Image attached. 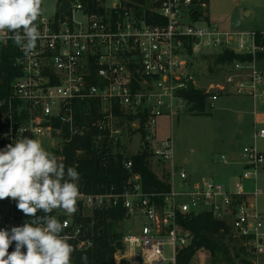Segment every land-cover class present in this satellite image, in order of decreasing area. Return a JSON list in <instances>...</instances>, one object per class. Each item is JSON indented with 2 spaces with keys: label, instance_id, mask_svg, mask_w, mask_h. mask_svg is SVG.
Wrapping results in <instances>:
<instances>
[{
  "label": "built area",
  "instance_id": "obj_1",
  "mask_svg": "<svg viewBox=\"0 0 264 264\" xmlns=\"http://www.w3.org/2000/svg\"><path fill=\"white\" fill-rule=\"evenodd\" d=\"M64 1L69 7L60 11ZM205 7L204 0H58L53 16L41 13L36 21L41 38L32 55L26 57L11 40L0 43V63L4 47L12 45L13 66L19 71L10 93L0 97V150L22 136L35 138L64 162V145L92 128L97 141L105 140L111 149L138 143L133 154L115 153L125 157L123 167L131 173L123 189L113 185L87 192L78 185L77 211L50 214L66 222L64 234L74 237L69 241L71 260L76 251L92 245L88 230L93 222L88 219L123 207L124 220L134 217L140 228L123 234L116 264H178L179 250L191 240L179 216L204 212L225 222L258 264L264 220L254 199L260 189L255 184L248 190L245 182L257 180L264 153L244 146V169L233 183L197 179L175 163L173 137L158 136L159 119L167 117L173 125L189 105L191 88L207 94L209 107L228 95L264 100V33L227 30L206 19L200 12ZM227 53L235 58L217 64L219 79L198 85L204 61ZM86 115H91L90 123ZM43 137L49 138V146L43 145ZM255 137L264 139V129H257ZM139 153L148 155L152 170L156 164L162 171L168 191L146 189L141 175L133 173L131 156ZM221 160L225 162L224 155ZM16 205L11 198L0 200V229L30 222ZM166 245L170 257L164 254ZM14 249L15 243L9 252ZM188 264L201 263L193 258Z\"/></svg>",
  "mask_w": 264,
  "mask_h": 264
},
{
  "label": "clouds",
  "instance_id": "obj_2",
  "mask_svg": "<svg viewBox=\"0 0 264 264\" xmlns=\"http://www.w3.org/2000/svg\"><path fill=\"white\" fill-rule=\"evenodd\" d=\"M41 5L42 0H0V43L11 40L26 57L32 55L41 38L36 24ZM79 179L75 167L66 168L35 138L22 136L0 150V200H15L30 220L10 231L0 229V264H72L74 237L64 234L66 222L50 214L77 211ZM81 262L88 264V257L82 255Z\"/></svg>",
  "mask_w": 264,
  "mask_h": 264
},
{
  "label": "trees",
  "instance_id": "obj_3",
  "mask_svg": "<svg viewBox=\"0 0 264 264\" xmlns=\"http://www.w3.org/2000/svg\"><path fill=\"white\" fill-rule=\"evenodd\" d=\"M204 1L207 3L209 0ZM14 56L12 45L4 47L0 63V97L10 93L11 81L19 74L13 66ZM234 58L233 53H227L216 58L214 63L231 61ZM187 99L191 108L206 113L208 96L203 91L191 88L187 92ZM94 113L91 111L92 115ZM84 120L90 123L91 115H86ZM96 135L97 130L92 128L85 136L74 137L66 143L62 150L65 156L63 163L66 168L70 166L76 168L80 174L78 185L87 192L105 191L113 185L120 191L131 176L123 167L125 157L120 153H112L107 142L105 140L98 142ZM79 151L81 152L78 153ZM131 159L133 173L141 175L146 189L160 191L170 189L167 181H163L153 172L146 153L132 155ZM125 218L126 211L123 207L99 211L89 218L88 222H93L88 230L92 245L85 250L76 251L72 264H82V255L88 257V264H116L114 256L122 248L123 236L118 227ZM179 225L191 234V240L179 250L178 264H188L200 251L209 252L214 259L220 260L223 264H253L240 241L232 237L229 226L215 219L212 214L204 212L196 216L180 215Z\"/></svg>",
  "mask_w": 264,
  "mask_h": 264
},
{
  "label": "rangeland",
  "instance_id": "obj_4",
  "mask_svg": "<svg viewBox=\"0 0 264 264\" xmlns=\"http://www.w3.org/2000/svg\"><path fill=\"white\" fill-rule=\"evenodd\" d=\"M57 2L58 0H42V14L46 17L53 16ZM200 9V12L206 15L207 20L227 30L264 33V0H209L206 7ZM202 70L204 76L203 78L198 77V85L213 83L219 79L220 70L213 59L204 61ZM241 103L239 98L222 96L206 110V113L187 106L173 119V125L167 117L159 119L158 136L162 139L173 137L175 163L184 167L190 176L218 179L215 178V172L224 166L221 156L224 155L226 158L230 151L241 154L243 147L251 142L249 117H246L244 121L239 118ZM238 133H242L245 140L237 141L234 146L233 142L232 144L230 142L231 140L235 142ZM48 139L42 138L44 146L50 143ZM252 143L258 151L264 152L263 139H256ZM138 149V143L128 141L123 149L112 148L111 152L115 154L123 150V152L133 154ZM152 167L161 177L162 171L158 169V166L155 164ZM262 218L264 220V214ZM139 228L138 220L131 217L119 223L118 231L124 234L136 232ZM164 254L166 257L171 256L172 251L169 245L165 246ZM194 258L201 264H223L207 251H200ZM258 264H264V250L259 255Z\"/></svg>",
  "mask_w": 264,
  "mask_h": 264
},
{
  "label": "crops",
  "instance_id": "obj_5",
  "mask_svg": "<svg viewBox=\"0 0 264 264\" xmlns=\"http://www.w3.org/2000/svg\"><path fill=\"white\" fill-rule=\"evenodd\" d=\"M203 85H206V84H203ZM226 97H234V98H239L241 100L242 106H240L239 108V112L241 113L239 118L241 121H244L246 117H249L248 118L250 122L249 126H251L249 127V129L251 130V133H250L251 142H249L248 145L252 146L253 145L252 142L256 141V139H259L255 137L256 130L260 128L264 129V100L257 101V100H254L248 97L236 96V95H228ZM208 108L210 107L208 106ZM242 133H238L237 137L235 138V142L231 140L230 143L232 144L233 142V145L235 146L237 144V141L245 140V137ZM226 158L227 160H225V162L223 163L224 166L221 169L216 170L215 172V176H216L215 178H218V179H213V180L219 181V182H225V183H233L238 179V177L243 172L244 164L242 163L241 154H237L236 152L230 151L229 154H227ZM200 178H205V177H200ZM255 184L258 185L260 189V194L254 199V206L257 209V211L261 214V216H263L264 214V166L260 169L257 180L256 181L247 180L245 182V187L248 190H252ZM261 194H263V196H261Z\"/></svg>",
  "mask_w": 264,
  "mask_h": 264
},
{
  "label": "water",
  "instance_id": "obj_6",
  "mask_svg": "<svg viewBox=\"0 0 264 264\" xmlns=\"http://www.w3.org/2000/svg\"><path fill=\"white\" fill-rule=\"evenodd\" d=\"M68 7H69V2L64 1V3L60 7V11H63L64 9H67ZM208 106H209V103L207 102L206 109H208ZM239 138H241V137H239Z\"/></svg>",
  "mask_w": 264,
  "mask_h": 264
}]
</instances>
